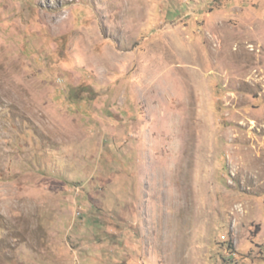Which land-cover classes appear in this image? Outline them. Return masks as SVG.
<instances>
[{
  "label": "rangeland",
  "instance_id": "1",
  "mask_svg": "<svg viewBox=\"0 0 264 264\" xmlns=\"http://www.w3.org/2000/svg\"><path fill=\"white\" fill-rule=\"evenodd\" d=\"M0 264H264V0H0Z\"/></svg>",
  "mask_w": 264,
  "mask_h": 264
}]
</instances>
